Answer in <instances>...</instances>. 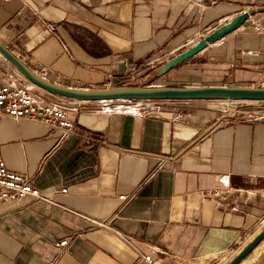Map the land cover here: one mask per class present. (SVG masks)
<instances>
[{
  "label": "crops",
  "instance_id": "obj_1",
  "mask_svg": "<svg viewBox=\"0 0 264 264\" xmlns=\"http://www.w3.org/2000/svg\"><path fill=\"white\" fill-rule=\"evenodd\" d=\"M251 9L238 30L165 76L144 66ZM263 15L264 0H0V42L65 87H264V34L250 27ZM64 103L67 137L0 121L7 168L58 204L0 203V264H146L137 249L156 264H219L263 229L264 119L235 120L222 100L142 102L128 113ZM121 195L134 198L120 207ZM241 264H264V241Z\"/></svg>",
  "mask_w": 264,
  "mask_h": 264
},
{
  "label": "built area",
  "instance_id": "obj_2",
  "mask_svg": "<svg viewBox=\"0 0 264 264\" xmlns=\"http://www.w3.org/2000/svg\"><path fill=\"white\" fill-rule=\"evenodd\" d=\"M9 1V0H5ZM249 10L245 11L248 12ZM253 16L250 17V19ZM251 29L260 35L264 34V15L257 20L251 22ZM54 31V27H50ZM176 51L163 53L150 57L145 67L156 69L159 66L167 63L171 56ZM256 55V54H254ZM136 70L135 68L133 69ZM7 78L5 80L4 78ZM135 80V77L131 74L128 81ZM150 87V86H145ZM40 88L36 87L25 76L11 64L2 54H0V121L9 117L16 121L28 120L36 123H43L46 125L58 127L62 129L63 136L67 137L74 125L68 117L69 108L65 105L64 101L66 98H62L53 94L50 97L53 100L46 99L37 94ZM103 105V110L109 113H128L136 109L137 104L141 103L138 101H127V102H100ZM230 106L238 104V101L229 102ZM230 115L226 114V124L230 123ZM240 122H251L255 120H261L260 118L246 119V118H235ZM223 120L220 124H223ZM217 125V126H218ZM62 193H67V189H63ZM27 197H31L36 201L48 203L50 205H58L54 199L48 197L36 188L31 180L24 174H20L11 171L7 168L5 161L1 155V144H0V203L7 201L22 200ZM134 196L121 195L119 197L120 207H125L129 202L133 200ZM92 222L97 228H109L110 225L107 222L93 221L87 217H84ZM128 240L131 245L135 247L131 239ZM69 243L66 239L57 244L58 248L63 249ZM136 248V247H135ZM137 249V248H136ZM140 260L146 264H156L150 255H144L137 249Z\"/></svg>",
  "mask_w": 264,
  "mask_h": 264
},
{
  "label": "water",
  "instance_id": "obj_3",
  "mask_svg": "<svg viewBox=\"0 0 264 264\" xmlns=\"http://www.w3.org/2000/svg\"><path fill=\"white\" fill-rule=\"evenodd\" d=\"M206 2V0H201ZM257 10L234 17L230 22L216 28L212 33L202 38L197 44L170 59L156 69L158 77H163L186 61L205 50L209 45L218 42L227 35L235 32ZM0 54L13 64L25 78L36 87L50 94L77 102H127V101H197V100H222L246 103L264 102V87H144V86H119L102 89H77L65 87L50 82L32 71L17 55L0 42ZM264 240V231L261 232L230 264H239L248 257L253 250Z\"/></svg>",
  "mask_w": 264,
  "mask_h": 264
},
{
  "label": "rangeland",
  "instance_id": "obj_4",
  "mask_svg": "<svg viewBox=\"0 0 264 264\" xmlns=\"http://www.w3.org/2000/svg\"><path fill=\"white\" fill-rule=\"evenodd\" d=\"M141 102V101H138ZM142 103V102H141ZM264 103V102H263ZM235 111L237 112L238 117L237 118H246V119H254V118H260L261 120L264 119V104H262L261 102L259 103H246V102H239L238 104L234 105ZM264 222V219L261 221L259 227L261 226V224ZM259 229V228H258ZM264 231V225H263V229L261 230V232ZM260 232V233H261ZM259 233V234H260ZM258 236V235H257ZM256 236V237H257ZM255 237V238H256ZM248 246V245H247ZM246 246V247H247ZM245 247V248H246ZM244 250V249H243ZM243 250H239L237 252H234L228 256H226L224 259H222V261H220L219 264H230L232 263V261H234V259H236V257L243 251ZM252 255V253L250 254ZM249 255V256H250ZM248 256V257H249Z\"/></svg>",
  "mask_w": 264,
  "mask_h": 264
},
{
  "label": "bare ground",
  "instance_id": "obj_5",
  "mask_svg": "<svg viewBox=\"0 0 264 264\" xmlns=\"http://www.w3.org/2000/svg\"><path fill=\"white\" fill-rule=\"evenodd\" d=\"M263 241H264V240H263ZM263 241H262V242H263ZM262 242H261V243H262ZM261 243H260V244H261ZM260 244H259V245H260ZM259 245H258L256 248H258ZM262 246H263V245H262ZM256 248H255V249H256ZM255 249H254V250H255ZM262 249H263V248H261V250H262ZM254 250H253V252H254ZM253 252H252V253H253ZM260 254H261V253H260ZM253 255H254V254H253ZM258 255H259V253H258ZM246 258H248V257H246ZM246 258H245V259H246ZM245 259H244V260H245ZM244 260H242L239 264H241Z\"/></svg>",
  "mask_w": 264,
  "mask_h": 264
}]
</instances>
